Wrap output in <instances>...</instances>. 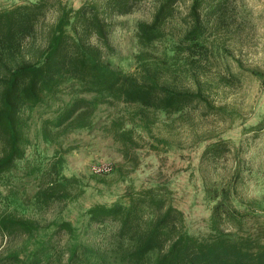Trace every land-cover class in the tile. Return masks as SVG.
Segmentation results:
<instances>
[{
	"label": "rangeland",
	"instance_id": "rangeland-1",
	"mask_svg": "<svg viewBox=\"0 0 264 264\" xmlns=\"http://www.w3.org/2000/svg\"><path fill=\"white\" fill-rule=\"evenodd\" d=\"M33 0H0V9ZM76 8L85 0H61ZM158 0H142L128 14L114 15L108 41L109 65L134 71L141 49L134 38L138 21H148ZM191 0H178L177 14L167 23L172 33L149 47L155 56L168 51L183 30L180 18ZM55 14L41 18L28 46L42 47ZM205 48L194 56L192 73L163 76L175 89L200 87L202 101L176 113H163L111 98H94L66 81L54 96H46L23 113L28 127L23 157L0 175V212L32 218L37 230L29 235H0V264H126L127 245L116 237L117 224L88 223L85 210L111 204L128 190L161 187L166 199L182 212L184 229L203 236L210 231V214L220 190L241 215L243 227H253L264 215V0H225L222 20L212 22ZM148 50V49H147ZM183 60L184 55H177ZM95 99L87 105L86 125L67 122L40 134L41 122L71 99ZM222 142L214 156L204 148ZM61 160L60 167L57 161ZM72 176L69 198L47 205L34 202V192L55 176ZM257 216V217H256ZM255 217L257 219H255ZM69 222L71 231L57 227ZM227 222H222L220 227ZM43 247L45 254H38ZM35 254H38L34 258ZM158 252L141 264H153Z\"/></svg>",
	"mask_w": 264,
	"mask_h": 264
},
{
	"label": "trees",
	"instance_id": "trees-1",
	"mask_svg": "<svg viewBox=\"0 0 264 264\" xmlns=\"http://www.w3.org/2000/svg\"><path fill=\"white\" fill-rule=\"evenodd\" d=\"M140 1L85 0L72 8L61 0H33L0 9V175L23 157L28 142L25 110L46 96L56 95L66 81H75L81 91L93 93L94 98H111L167 114L203 100L200 87L194 91L175 89L163 74L176 78L179 71L185 75L183 71L192 70V63L198 61L194 56L205 48L208 26L222 20L225 0H191L180 18V36L168 51L155 56L149 47L168 35L166 25L177 14L178 3L158 0L150 19L135 24L134 38L141 49L134 55V71L122 72L104 60V55L112 52L108 41L111 18L130 13ZM48 12L55 17L42 47L28 46L27 39ZM181 54L183 60L176 59ZM189 75L196 80L192 71ZM94 100L76 97L68 101L55 116L41 122V136L51 139L49 128L67 122L86 125L87 105ZM261 127L264 116L257 124ZM221 144H208L203 154L214 156ZM55 173L34 192L36 205L69 198L66 189L75 179ZM161 190L153 186L128 190L116 202L95 203L85 210L90 224H117L116 237L127 245L122 255L126 264H141L151 251L158 252L153 264H264V215L253 227H243L241 213L226 201L228 190L223 189L211 209L209 233L197 236L184 229L182 212ZM222 222L228 227H220ZM57 227L71 231L67 221ZM37 228L32 218L0 212V235H29ZM45 250L43 247L38 254L44 255Z\"/></svg>",
	"mask_w": 264,
	"mask_h": 264
}]
</instances>
